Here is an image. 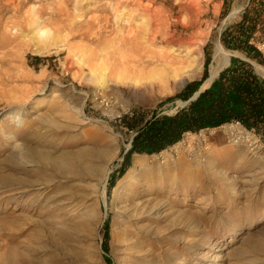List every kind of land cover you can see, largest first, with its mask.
<instances>
[{
	"label": "rangeland",
	"instance_id": "obj_1",
	"mask_svg": "<svg viewBox=\"0 0 264 264\" xmlns=\"http://www.w3.org/2000/svg\"><path fill=\"white\" fill-rule=\"evenodd\" d=\"M222 5L0 0V264H264V134L228 123L184 135L132 153L108 188L134 136L120 118L173 113L184 101L168 97L206 58L204 82L232 54L215 52L233 17ZM188 48L200 68L179 85L167 62Z\"/></svg>",
	"mask_w": 264,
	"mask_h": 264
},
{
	"label": "trees",
	"instance_id": "obj_2",
	"mask_svg": "<svg viewBox=\"0 0 264 264\" xmlns=\"http://www.w3.org/2000/svg\"><path fill=\"white\" fill-rule=\"evenodd\" d=\"M238 0H222L221 18L227 16ZM220 44L232 54L229 63L200 91L193 100L189 98L208 77L209 56L204 63L200 80L188 82L168 100L181 99L184 106L173 113L160 114L149 109H136L124 114L120 121L133 131L131 147L113 175L108 188L129 167L132 153H159L177 143L185 133L216 128L228 123H238L259 135L264 134V0H242L241 8L223 27ZM40 60V57H33ZM107 248L108 225L104 227Z\"/></svg>",
	"mask_w": 264,
	"mask_h": 264
},
{
	"label": "bare ground",
	"instance_id": "obj_3",
	"mask_svg": "<svg viewBox=\"0 0 264 264\" xmlns=\"http://www.w3.org/2000/svg\"><path fill=\"white\" fill-rule=\"evenodd\" d=\"M194 1V0H193ZM120 2V1H119ZM149 5V4H148ZM148 5H146V6H143V5H141V4H137V8L135 9L139 14H141L142 15V17H144V18H146V19H152V18H154V17H156L155 16V13L154 12H152V9H151V7L150 6H148ZM128 8V7H127ZM154 8V7H153ZM155 9V8H154ZM158 13V12H157ZM159 14V13H158ZM164 14H166V13H164ZM159 15H162V14H159ZM166 16V15H165ZM39 18V17H38ZM154 21V20H153ZM156 21V20H155ZM160 22V21H159ZM163 22V21H162ZM161 22V23H162ZM168 23H169V21H168ZM40 24V23H39ZM149 24H150V22H149ZM160 24V23H159ZM164 24V23H163ZM160 25H158V27H159ZM35 27V26H34ZM38 27V26H37ZM43 27V26H42ZM165 27H166V25H165ZM41 28V27H40ZM37 30V29H36ZM52 30V29H51ZM152 31V30H151ZM46 32H47V30L43 27L42 29H38L37 31H36V33H38L39 35H43L44 33L46 34ZM155 32V31H154ZM163 32H164V30H163ZM53 33V32H52ZM193 33V32H192ZM44 34V35H45ZM46 35H48V34H46ZM164 35H165V33H164ZM170 35V34H169ZM167 36V35H166ZM194 36V35H193ZM149 38H150V36H148ZM153 37V36H152ZM183 37V36H182ZM195 37V36H194ZM161 38V37H160ZM38 39V38H37ZM155 39V38H154ZM153 38H152V40H154ZM190 39H192L191 37H189V38H177V39H174V40H172V42H176L175 44H177L178 45V47H181L182 45H184L185 43H189L190 42ZM195 39H196V37H195ZM199 39V38H198ZM201 39V38H200ZM134 40H136V39H134ZM167 40V39H166ZM53 41V40H52ZM42 42V41H41ZM153 42V41H152ZM164 42H165V40H164ZM137 43H138V41H137ZM193 43V42H192ZM191 43V44H192ZM118 45V44H117ZM173 46V45H172ZM51 47V46H50ZM120 47V46H119ZM200 47V46H199ZM199 51V50H198ZM197 51V49L196 48H188V50H187V55H184L182 58V60H180L179 62V66L178 67H172V64H175V61H173L172 63L171 62H167V64H168V66H169V70H171L172 71V74H176V75H179V85H182V84H184L189 78H193L194 76H196V74H197V72H198V69L200 68V64H199V59H200V54H199V52ZM228 51V50H227ZM171 52V51H170ZM216 54H224L225 55V53H224V49L221 47V44H220V42H219V39L217 38V40H216ZM215 54V55H216ZM223 56V55H222ZM68 57V56H67ZM202 57V56H201ZM202 59V58H201ZM220 59V58H219ZM224 59V58H223ZM225 63L224 64H226L227 62H228V57H227V55H225ZM201 63V62H200ZM166 64V65H167ZM219 64V63H218ZM102 65V64H101ZM183 65V66H182ZM223 66V65H222ZM222 66H218L217 68H213L211 71H210V76H209V78L207 79V81L205 82V83H208L209 81H210V79L218 72V70H219V68L220 67H222ZM212 67V66H211ZM94 68V67H93ZM92 68V69H93ZM210 70V69H209ZM170 71V72H171ZM199 74V73H198ZM99 84V83H98ZM79 100H81L80 98H79ZM77 112H79V113H82L83 112V109H82V107L81 106H79V108H77ZM19 120V119H18ZM20 121V120H19ZM26 122H28L27 120H26ZM18 124V123H17ZM42 152V151H41ZM18 153V152H17ZM36 157V156H35ZM197 157V156H196ZM76 163V162H75ZM138 167V166H137ZM248 180V179H247ZM27 189H24L22 192H25ZM132 192V191H131ZM139 194V193H138ZM142 195V194H141ZM128 203V202H127ZM128 207V206H127ZM132 211V210H131ZM128 212H130V211H128ZM69 215V214H68ZM263 215V214H262ZM259 221V220H258Z\"/></svg>",
	"mask_w": 264,
	"mask_h": 264
},
{
	"label": "water",
	"instance_id": "obj_4",
	"mask_svg": "<svg viewBox=\"0 0 264 264\" xmlns=\"http://www.w3.org/2000/svg\"><path fill=\"white\" fill-rule=\"evenodd\" d=\"M237 12H238V9H232L231 12L227 15V18L226 19H229L230 17L234 16ZM226 19L224 20V23L226 22ZM229 56H230V53L227 52L228 62L226 64H224L222 67L219 68L218 72L210 79V81L208 83H205L204 82L203 84H201V86L199 87V89L196 92H194V94L189 98V100H193L194 98H196V96L199 94L200 91L204 90L205 88H207L211 84L212 80L229 63V58H230ZM185 103L186 102H182V104L180 105V107L184 106Z\"/></svg>",
	"mask_w": 264,
	"mask_h": 264
},
{
	"label": "built area",
	"instance_id": "obj_5",
	"mask_svg": "<svg viewBox=\"0 0 264 264\" xmlns=\"http://www.w3.org/2000/svg\"><path fill=\"white\" fill-rule=\"evenodd\" d=\"M231 124L239 125L237 122H236V123H231ZM205 130H208V129L200 130L199 133L204 132ZM190 133H191V132H187V133H185L184 135H190Z\"/></svg>",
	"mask_w": 264,
	"mask_h": 264
}]
</instances>
